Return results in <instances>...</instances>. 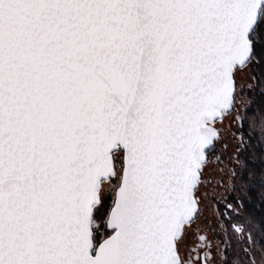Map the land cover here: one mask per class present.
Returning a JSON list of instances; mask_svg holds the SVG:
<instances>
[{
    "label": "snow or ice",
    "instance_id": "1",
    "mask_svg": "<svg viewBox=\"0 0 264 264\" xmlns=\"http://www.w3.org/2000/svg\"><path fill=\"white\" fill-rule=\"evenodd\" d=\"M0 264H264V0H0Z\"/></svg>",
    "mask_w": 264,
    "mask_h": 264
}]
</instances>
